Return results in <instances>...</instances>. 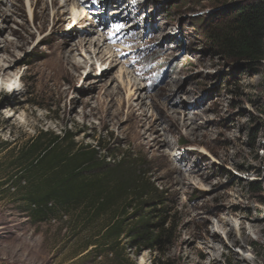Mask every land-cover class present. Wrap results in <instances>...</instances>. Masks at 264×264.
<instances>
[{"label":"rangeland","instance_id":"rangeland-1","mask_svg":"<svg viewBox=\"0 0 264 264\" xmlns=\"http://www.w3.org/2000/svg\"><path fill=\"white\" fill-rule=\"evenodd\" d=\"M3 1L0 58L13 68L10 78H0V144L9 145L0 148V259L8 264H264V61L247 65L208 38L235 0H113L108 6L93 0L81 8L90 16L100 10L108 15L120 1L127 11L118 19L110 14L112 22L101 32L112 35L106 48L115 46L117 55L125 49V60L120 58L141 79L147 103L161 105L148 109L147 118L136 101L127 105L116 69L98 82L99 70L76 72L65 61L80 45L83 30L72 22L70 8L55 23L46 0L35 2L32 15L25 0ZM107 15L102 23L109 22ZM77 55L84 61L86 53ZM188 113L194 119L189 126H201L195 129L200 138L183 128ZM175 118L179 131L171 130ZM39 130L57 135L68 130L77 145L94 148L97 158L111 165L121 159L143 163L164 201L151 209H165L173 229L168 244L161 250L131 247L126 233L137 219H128L118 248L94 260L86 256L92 247H82L96 239L108 215L85 230L75 215L35 222L25 200L28 180L5 181L12 172L6 168L9 153ZM234 203L240 211H221ZM244 216L250 221L242 220L244 234L233 231L236 243L216 227L222 218L234 226ZM154 219L151 223L160 218ZM217 230L227 248L215 255L217 261H207L201 245ZM114 252L120 254L117 263ZM243 252L250 255L247 262Z\"/></svg>","mask_w":264,"mask_h":264},{"label":"trees","instance_id":"trees-1","mask_svg":"<svg viewBox=\"0 0 264 264\" xmlns=\"http://www.w3.org/2000/svg\"><path fill=\"white\" fill-rule=\"evenodd\" d=\"M208 38L225 54L247 65L263 62L264 0H235L211 28ZM75 138L68 130L58 135L39 130L9 153L11 162L6 168L12 172L5 182L13 178L19 182L28 180L30 188L25 200L33 220L75 215L85 230L108 215L96 239L91 238L82 247L84 251L92 247L86 256L96 260L118 248L126 233L125 222L136 218V226L126 233L130 246L161 250L168 244L173 229L167 226L165 209H151L163 206L164 201L146 177L145 165L126 159L111 165L98 159L94 148L77 145ZM8 146L0 144L2 149ZM154 213L158 215L155 219L160 218L158 223H151ZM119 255L116 253L112 262H119Z\"/></svg>","mask_w":264,"mask_h":264},{"label":"bare ground","instance_id":"bare-ground-1","mask_svg":"<svg viewBox=\"0 0 264 264\" xmlns=\"http://www.w3.org/2000/svg\"><path fill=\"white\" fill-rule=\"evenodd\" d=\"M1 1L5 3V1L3 0ZM46 1L48 4L51 5V7L54 8L52 12L53 17H54V22L57 21L56 18L60 14L65 15L66 12L69 13V8H70V11L72 12V20H73L72 22L74 23V25L76 27L83 26V30H81V34H79L81 37L80 45H78V48L75 47V50L72 51V54L74 53L73 56L70 55L65 59V61L68 64H70L72 68H74V71L77 72L80 69H86V68L90 71H92V69H97L99 70V76H96L97 77L96 79L98 80V82H100L102 81L101 78H104L106 74H108L113 69H116L117 71L115 72L116 73L115 80L118 83L119 87L121 89H124L125 98L127 100V105L129 107H133L132 100L136 101L137 102L136 106L139 107L141 110L140 115L146 118L149 113L148 109H155V108L161 109L162 108L161 105H159L156 102L153 105L151 104V106L147 103L149 98L146 97L144 93V89H146L145 86L141 84L142 83L141 79L134 77V74L136 73L134 71L129 70L128 68L129 64H126L125 62L121 60L120 58L121 55L116 54L114 50L115 46H112L111 48H106V45L109 46L108 42L110 40V37H107L103 32H101V28L104 27L105 29L104 25L108 27L110 23L112 22V20L109 19L108 17L110 14H112L110 16L113 19L126 17L127 11L123 9L121 5H119L120 1L116 3L117 8L115 11L110 12L108 15L101 12V10L100 12L94 11L95 16H90L87 10H83V9L81 10V8L85 6L87 3H89V1H86V2L84 1L80 5L77 4L76 0H61L60 2L58 0H46ZM112 1L113 0H104V3L107 4L108 6V5H111ZM35 2H39V0H25V5L27 7L29 15H32L31 12H32L33 6L35 5ZM55 8H60V9H57L58 11L56 12ZM99 8H100V5L98 6V9ZM92 10H95V9H92ZM102 10H103V5H102ZM11 12L14 13V11H11ZM105 15H107L105 20L109 19L108 23L101 22V20L104 19ZM131 16L132 15L130 14L128 15V17L130 18ZM96 20H98V22H96ZM137 25H139V23H137L136 21L134 27H137ZM117 29L121 30V25H119ZM132 36L134 37L135 35H132ZM4 51H5V47H1L0 53ZM79 52L86 53V55L83 56L84 61H80V59L78 58L77 54H79ZM12 68H13V65L10 63V61L0 58V78L2 80H7V78L11 77L9 72ZM10 90H12L13 92L17 91L20 93V89H17V88H10ZM116 94H119V93H116ZM133 97L135 98L133 99ZM183 116H187L186 120L183 121L184 122L183 128L188 129V133L190 135L196 138H200L201 136L196 134L195 129L196 128L199 129L201 128V126L198 125L196 128L193 126L192 127L189 126L191 125L194 119H192V117L191 118L189 117L190 116L189 113ZM178 121L179 119L175 118L170 122L171 130L179 129L178 127L180 125ZM188 121H190L189 124L187 123ZM163 142L164 143L162 144V146L167 145V142L165 141ZM213 161L216 162L215 160ZM190 172H192L193 174L197 173L194 171V169H191ZM237 210L240 211V205L236 203L232 204L229 207L227 206L221 209V211H225L229 215H232L233 212ZM236 219L237 220H235L236 222L234 223V226L233 225L231 226L230 221L225 218H222L219 221L218 225L216 226L218 230L224 231L227 238L233 243H236V241L233 239V231L239 233L240 235L244 234L246 227L242 220H246L248 222L250 221V219L247 218V216L244 219L243 218L240 219L238 217ZM252 221H255V220H252ZM259 222L260 221H255L254 223H259ZM250 228L255 229L256 227L251 226ZM218 230L212 234L211 238L206 239L205 243L201 245L202 252L201 251L200 252L203 255L202 257H204L205 260L207 261H211V260L217 261L218 259L215 258V255H217L218 253H222V249L224 250L225 248H227L226 247L227 245L223 243V236L220 232H218ZM250 232L252 234L254 233V231L252 230ZM243 253L246 255L245 260L247 262V260L250 259L249 258L250 255L247 252H243Z\"/></svg>","mask_w":264,"mask_h":264},{"label":"crops","instance_id":"crops-1","mask_svg":"<svg viewBox=\"0 0 264 264\" xmlns=\"http://www.w3.org/2000/svg\"><path fill=\"white\" fill-rule=\"evenodd\" d=\"M0 264H8L6 262H4L3 260L0 259Z\"/></svg>","mask_w":264,"mask_h":264}]
</instances>
